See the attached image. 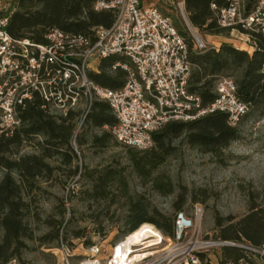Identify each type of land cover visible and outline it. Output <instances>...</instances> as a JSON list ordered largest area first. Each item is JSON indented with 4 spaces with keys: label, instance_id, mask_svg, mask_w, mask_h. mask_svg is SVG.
<instances>
[{
    "label": "trees",
    "instance_id": "obj_1",
    "mask_svg": "<svg viewBox=\"0 0 264 264\" xmlns=\"http://www.w3.org/2000/svg\"><path fill=\"white\" fill-rule=\"evenodd\" d=\"M95 1L12 0L10 9L4 14L10 18L7 31L14 39H27L37 44H44L45 36L55 29L94 40V29L109 28L114 18L112 12H95ZM256 2L243 0L245 11H252ZM212 4L223 6L224 0H184L187 19L202 35L225 36L230 30L218 27L211 10ZM180 33L185 37V33ZM241 33L247 35L255 45L251 54L227 43L218 49H195L192 41L187 42L192 66L188 91L198 95L204 103H210L214 98L215 82L230 78L235 83L237 97L249 106L247 115L264 116V35L254 29L241 30ZM117 62L128 63L120 56L102 59L98 72L90 73V79L100 87L112 90L122 88L126 73L120 68L112 70ZM79 117L78 108L65 115H51L43 108L40 99L35 97L19 113V125L11 131L0 133V264H11L13 261L27 264L22 254L29 249L28 243L34 241L40 245L55 243L56 249L64 244L60 234L64 225L63 201L55 208L60 221L52 216L42 219L35 207L36 194L42 192L41 184L52 180L57 173L65 172V169L54 167L49 161L58 158L61 165L71 166L77 162L79 148L88 142L93 147H105L113 137L111 129L116 124L108 105L101 102L91 105L77 130ZM237 127H229L226 116L219 113L194 122L169 123L153 135V147L136 152L139 157L131 155L130 162L139 177L147 179L151 171L171 156L172 142L181 136L185 137L188 146L200 153L219 156L238 139ZM93 129L100 130L101 134L94 135L91 133ZM89 133L88 141L86 137ZM25 146L33 147L37 153L21 154ZM128 151L130 154L134 152L131 149ZM69 170L72 176L79 174L81 179L89 182L86 191L88 201H105L111 207L125 199L122 204L127 212L117 220L122 237L126 238L140 226L149 223L163 236L173 239L174 220L152 208L141 195H130L121 170L108 168L99 175L83 172L77 165ZM153 188L164 194L167 186L154 182ZM241 190L244 189L241 187ZM244 191L247 199L244 215H214L213 238L228 243L219 249V264H264V256L252 251H264V185L260 189L250 185ZM191 202H198V199L192 196ZM175 210L182 212V206L175 207ZM107 218L112 220L113 215ZM39 225L48 230L37 237L35 232Z\"/></svg>",
    "mask_w": 264,
    "mask_h": 264
},
{
    "label": "built area",
    "instance_id": "obj_2",
    "mask_svg": "<svg viewBox=\"0 0 264 264\" xmlns=\"http://www.w3.org/2000/svg\"><path fill=\"white\" fill-rule=\"evenodd\" d=\"M188 24L184 0H171ZM95 12H112L113 23L94 29V40L84 35L52 30L44 44L14 39L7 31L10 18L0 16V133L19 125V113L35 97L43 108L62 115L74 111L82 101L86 114L94 102L108 105L116 124L113 138L125 147L147 151L153 147V135L169 123H189L208 115L226 116L227 125L237 127L249 112V106L236 95L232 79L215 82L210 103L190 94L188 82L192 71L184 36L156 6H144L142 0H96ZM219 28L252 30L264 35V0H257L246 12L243 0H224L223 6L211 5ZM253 51L255 45L242 33ZM194 48L206 45L193 35ZM120 56L128 63L117 62L112 70L126 73L122 88L112 90L96 85L89 77L98 72L102 59ZM86 116V115H85ZM202 208L193 214L177 213L174 218L173 245L165 255H149L128 264H219L209 261L208 252L228 243L205 240L201 236ZM116 248V247H115ZM114 248V249H115ZM58 251L63 264H73V252L61 244ZM181 261L174 262V252ZM264 256V251L253 250ZM90 256L76 264H102L100 245L88 249ZM106 264H115L112 257Z\"/></svg>",
    "mask_w": 264,
    "mask_h": 264
},
{
    "label": "rangeland",
    "instance_id": "obj_3",
    "mask_svg": "<svg viewBox=\"0 0 264 264\" xmlns=\"http://www.w3.org/2000/svg\"><path fill=\"white\" fill-rule=\"evenodd\" d=\"M144 6L154 5L164 15L169 17L175 28L185 33L186 41H192L193 35L198 36L207 48L218 49L223 43L244 46L245 37L239 31H229L225 36L202 35L189 26L181 17L176 6L171 0H142ZM12 0L0 2V15H4L11 7ZM188 20V19H187ZM48 110V109H47ZM80 117L77 130L86 117V109L81 101L78 106ZM51 115H62L56 110L49 109ZM239 137L230 146L223 150L219 156L202 154L186 144L184 136L172 143L171 156L156 170L151 171L147 179H141L130 162V156L136 155L140 150L127 148L118 143L113 137L105 147H93L89 142L79 148L77 162L69 165H61L60 160H50L54 167H60L65 172H59L48 182L42 183V192L36 194L37 211L42 219L52 216L60 221L61 217L56 213L57 205L64 203V225L61 228V236L64 245L73 252L72 263L90 256L88 249L94 245H100L102 249L99 259L102 264L114 254L113 249L125 237H122V229L117 221L127 212V208L121 203L108 207V202L88 201L86 191L89 182L81 179L79 174L72 176L69 169L77 165L83 172L99 175L108 168L122 171L123 178L128 185L130 195H141L146 202L157 209L162 215L174 220L178 211L175 207L182 206V212L191 216L196 205L202 208V220L200 225L201 236L205 240H213L214 215L223 217L233 215L241 217L246 213V191L252 185L260 189L264 185V116L257 114L246 115L237 127ZM94 135H100L101 131L93 129ZM90 133L87 135L89 141ZM38 141V139L36 140ZM129 149L133 150L129 153ZM37 153L31 146H25L21 154ZM154 182L167 186L166 192L160 193L153 188ZM241 187L244 190H241ZM72 193H74L72 195ZM198 199L192 203L191 197ZM113 215L112 220L107 216ZM67 224V225H66ZM158 233L157 239H150L132 248L135 253L153 252V255L162 257L165 251L174 247L173 240ZM48 230L43 225L38 226L35 232L37 237ZM77 234V236H76ZM29 249L24 251L22 259L27 264H63L61 253L56 249L55 243L40 245L34 241L28 243ZM220 248L208 252L209 259L216 263L215 252ZM174 262L181 261L179 252H174ZM217 261V260H216ZM11 264H17L13 261Z\"/></svg>",
    "mask_w": 264,
    "mask_h": 264
},
{
    "label": "bare ground",
    "instance_id": "obj_4",
    "mask_svg": "<svg viewBox=\"0 0 264 264\" xmlns=\"http://www.w3.org/2000/svg\"><path fill=\"white\" fill-rule=\"evenodd\" d=\"M158 233L152 226L144 224L140 226L135 232L127 236L118 247L113 249L114 254L111 256L115 264H128L152 255L153 252L135 253L132 248L142 242L150 239H157Z\"/></svg>",
    "mask_w": 264,
    "mask_h": 264
},
{
    "label": "crops",
    "instance_id": "obj_5",
    "mask_svg": "<svg viewBox=\"0 0 264 264\" xmlns=\"http://www.w3.org/2000/svg\"><path fill=\"white\" fill-rule=\"evenodd\" d=\"M213 37H215V36H213ZM233 46H235L236 48H239L241 50H244V51L248 52L249 54L252 53V50L248 47V44L246 42H245L244 46H240V47H237L236 45H233ZM208 257H209V255H208ZM220 259H221V253H220V250H218V251L215 252V258H214V260H215L216 263H219ZM209 261L211 263H213L210 259H209Z\"/></svg>",
    "mask_w": 264,
    "mask_h": 264
}]
</instances>
